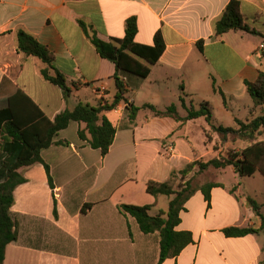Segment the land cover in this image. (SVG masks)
Instances as JSON below:
<instances>
[{
  "label": "crops",
  "instance_id": "1",
  "mask_svg": "<svg viewBox=\"0 0 264 264\" xmlns=\"http://www.w3.org/2000/svg\"><path fill=\"white\" fill-rule=\"evenodd\" d=\"M239 1L244 21L264 35V0ZM228 2L0 0V109L17 89L50 120L80 101L92 106L111 102L116 93L114 64L98 54L80 22L98 38L117 46L115 40L123 37L126 21L133 17L135 43L152 45L159 31L164 50L145 78H131L137 87L127 94L129 104L149 103L162 110L173 103L184 116L182 96L186 106L207 102L216 124L232 126L235 117L245 120L252 101H243L248 95L244 82L255 80L258 70H264V49L260 48L264 38L243 31L216 35L215 22ZM19 29L52 54L54 67L70 83V97L64 98L57 85L43 79L40 70L45 64L38 57L18 51ZM198 40H203L202 50L196 47ZM214 87L229 99L218 106L223 109V121L213 117L214 98L221 97ZM126 106L121 103L103 112L116 127L104 156L78 137L85 124L71 121L41 151L52 186L41 163L18 169L26 180L15 187L10 208L17 239L6 245L2 264H157L158 233L140 231L120 205H149L151 215L165 210L170 197L148 194L146 183L167 181L172 171L200 159L194 136L199 133L204 138L201 123L209 125L204 117L178 122L139 109L133 124L124 127ZM206 182L221 184L211 189L209 203L198 189ZM195 187L175 227L190 231L193 241L162 264H264V224L247 202V197L254 199L264 215V176L258 172L232 184L208 180ZM162 196L167 197L166 207L159 205ZM230 226L256 232L226 236L222 230Z\"/></svg>",
  "mask_w": 264,
  "mask_h": 264
},
{
  "label": "trees",
  "instance_id": "2",
  "mask_svg": "<svg viewBox=\"0 0 264 264\" xmlns=\"http://www.w3.org/2000/svg\"><path fill=\"white\" fill-rule=\"evenodd\" d=\"M80 24L98 54L113 62L116 93L111 102L100 101L96 106L80 101L73 109H65L57 113L52 120L45 116L38 105L23 90L17 89L8 97L7 106L0 109V264L4 259L6 245L17 239L15 220L10 208L14 203L13 191L15 187L26 180L18 169L34 163H41L45 168L49 185L52 186L49 166L43 160L41 151L54 143V137L71 121L85 124L83 129L78 130V137L86 141L92 148L98 149L101 156H104L112 144L116 127L103 112L110 111L121 103H127V119L122 123L124 127L133 124L139 109H148L154 116H170L178 122L204 117L210 129L217 134L222 142L228 139L248 142L240 150H229L225 156L212 157L208 160H194L178 172L172 171L167 181L149 180L145 186V191L148 194L170 197L167 208L160 210L155 215L149 213V205H120L122 212L135 219L140 231L158 233L160 252L157 264H162L166 258L177 256L185 246L193 241L190 231L176 230L175 227L180 223L179 213L184 209L185 201L197 188L192 185L191 178L174 188L171 179L177 173L186 176L194 166H197V173H201L209 167L223 169L231 166L239 177H250L258 172L264 176V139L258 140V137L264 134V70H258L255 80L244 82L246 92L252 100L251 115L245 120L235 117L232 126L216 124L207 102H200L198 107L186 106L182 96L179 97V101L186 111L184 116L179 115L176 105L173 103L162 110L149 103L135 106L128 103L127 94L131 89L137 87L131 78L142 79L149 74L150 65L158 60L164 50L161 33L157 31L154 34L152 45L135 43L137 23L132 17L126 21L123 37L115 40L118 43L116 46L113 42L98 38L95 32L87 30L84 23L80 22ZM214 28L216 35L228 31H243L261 35L264 38V35L244 21L239 0H229L221 16L215 22ZM16 34L18 51L25 55L38 57L45 64L44 68L40 70L43 79L57 85L62 90L64 98L70 97L72 93L70 83L54 67L53 56L47 48L22 29L17 30ZM202 43L203 40L196 42V47L199 50H202ZM262 54L264 55V52ZM139 58L145 60L148 65L143 64ZM214 91L221 95L223 103L226 105L224 93L216 87H214ZM257 107L260 108V113L254 114L253 110ZM208 138H210L209 135ZM220 185L217 182H206L198 189L209 203L211 189ZM236 188L237 185L232 186L230 191L234 192ZM247 202L260 215L262 224H264V215L260 214L256 201L247 197ZM53 215L57 216L55 199L53 200ZM222 232L226 236L237 237L254 233L256 230L250 227L230 226L224 228Z\"/></svg>",
  "mask_w": 264,
  "mask_h": 264
},
{
  "label": "rangeland",
  "instance_id": "3",
  "mask_svg": "<svg viewBox=\"0 0 264 264\" xmlns=\"http://www.w3.org/2000/svg\"><path fill=\"white\" fill-rule=\"evenodd\" d=\"M243 101L247 103H251L252 100L250 96L247 95ZM226 102H229L228 97L226 98ZM213 103L215 106L213 117L215 119H218L219 121H223L224 117L221 114V111H223V109L221 110L218 108V106L220 107L223 106L222 97H220L219 95H216ZM179 111L182 112L181 107H179ZM253 113L254 114L260 113V108L259 107L255 108ZM250 115H251V112H250ZM201 124L203 128L206 130L204 134V138H202L199 133H196L194 136V142H193V146L197 150V155H198L197 157L200 158L201 160H208L212 157H217V156H225L227 155V152L229 150H240L248 143L247 141H242L239 139H228L227 141L222 142L217 136V134L214 133L210 129V127L206 125L205 122L204 123L202 122ZM208 135L210 136V138H208ZM262 139H264V134L258 137V140H262ZM196 169H197V166H195L194 169L192 168L191 171L186 176H181V174L175 175L171 179L172 186L174 188H177L179 185H182L189 178H191V183L193 186H196L202 183L203 181H208V180H213V181L219 180L220 182H223L226 184H232L234 182H238L240 178L233 171V168L231 166H228L224 169H214L212 167H209L207 170L201 173H197L195 171ZM162 198L163 199L159 203V205L162 207H166L165 201L167 197L162 196Z\"/></svg>",
  "mask_w": 264,
  "mask_h": 264
},
{
  "label": "built area",
  "instance_id": "4",
  "mask_svg": "<svg viewBox=\"0 0 264 264\" xmlns=\"http://www.w3.org/2000/svg\"><path fill=\"white\" fill-rule=\"evenodd\" d=\"M260 48L264 49V45H261Z\"/></svg>",
  "mask_w": 264,
  "mask_h": 264
}]
</instances>
